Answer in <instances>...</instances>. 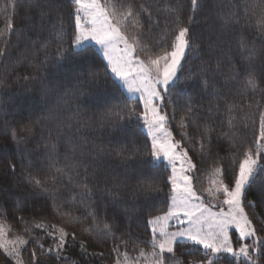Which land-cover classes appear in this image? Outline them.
Returning <instances> with one entry per match:
<instances>
[{
  "label": "trees",
  "instance_id": "obj_1",
  "mask_svg": "<svg viewBox=\"0 0 264 264\" xmlns=\"http://www.w3.org/2000/svg\"><path fill=\"white\" fill-rule=\"evenodd\" d=\"M14 2L15 8L11 6ZM181 2L186 19L191 14L190 0H136V6L143 4L148 12L140 14L136 29L131 27L135 21L129 23V32L147 33L146 43L161 40L171 27L175 15L172 9ZM234 2L236 0H200L203 12L194 36L199 51L189 54L182 81L194 83L188 73L210 63L215 70L209 76L214 87L205 91L197 87L191 94L192 113L186 107H179L172 122L176 139H181L180 133L188 137L182 144L201 170L199 176L203 185L216 167L227 168L231 174L233 159L242 158L240 154L252 139L251 131L245 130L242 122H237L236 127L228 125L226 106L234 105L233 112L239 117L240 109L255 115V102L264 104V92L241 95L248 56L241 44L264 50V34L256 30V17L251 16L252 10L259 14L261 0H238V6L233 9ZM40 3L51 6L50 0H40ZM63 4H70V0H62ZM245 4L251 6L248 11L242 7ZM237 18L239 23L234 22ZM249 18L251 27L245 23ZM9 21L13 24L11 32L0 36V49L6 53L5 57H0V222L9 226L14 236L29 241L20 253L23 264H31L33 250L37 252L36 264H116L117 260H125V252L129 260L142 259L140 249L144 250V256L150 255L151 230L145 224L153 214H163L162 204L159 200L148 203L150 198L137 189V180L125 176L132 165L147 159L150 139L135 123L130 125L127 134L119 133L116 115L127 111L123 108L125 103L136 107L137 111L142 108L123 89L120 90L122 96L116 91L111 75L101 76L94 83L90 76L83 75L84 70L71 57L57 62V49L61 47L56 35L59 21L55 13L43 15L37 0H0V32L6 31ZM66 29L71 31L67 25ZM63 39L67 46V36ZM254 67L257 72L264 71V51L259 52ZM233 68L238 71L235 80L229 81ZM217 92L219 98L215 95ZM112 94L119 99L104 103V98ZM249 104L253 107L249 108ZM181 119L187 128L180 127ZM28 128L32 131L28 132ZM12 129L25 139L15 143ZM209 135L210 144L205 139ZM233 137L243 141V146L237 148ZM137 150L141 153L139 159L131 158ZM9 158L17 164L15 173L7 167ZM84 168H88L87 181ZM70 169L78 170L80 175ZM161 176L162 170L145 166L138 179L151 183ZM26 177L40 180L48 192L32 195L35 189L26 182ZM84 183L90 188L96 186L93 201L80 196L83 188L76 185ZM261 185L264 179H258L248 196L257 201V206L245 209L257 226L264 223ZM199 186L200 183L196 184L197 188ZM126 214L134 221L130 235L121 236L116 229H113L115 236L101 233L103 225L113 221L117 225L123 221L127 229ZM51 225L70 234L69 244L62 254L66 259L57 260L55 253L42 252L32 240L51 231ZM73 233L75 240L71 239ZM258 235L264 236V232ZM117 237L128 241L127 247L121 245L119 255L112 252L113 247L120 244ZM42 242L45 249L55 246L48 238ZM81 243L86 251L80 248ZM175 256L181 261L200 259L198 254L185 257L180 248L176 249ZM0 260L4 264H15L1 253Z\"/></svg>",
  "mask_w": 264,
  "mask_h": 264
},
{
  "label": "snow or ice",
  "instance_id": "obj_2",
  "mask_svg": "<svg viewBox=\"0 0 264 264\" xmlns=\"http://www.w3.org/2000/svg\"><path fill=\"white\" fill-rule=\"evenodd\" d=\"M50 4L51 6L45 7L37 0V6L41 8L43 15L55 13L59 21L56 35L61 47L57 49V62L71 57L84 70L83 75L90 76L94 83L101 76L111 75L114 77L116 91L122 96L123 92L120 90L123 89L130 97L134 96L135 103L142 108L137 111L136 107L125 103L123 108L127 111L116 115L119 117V133L127 134L130 125L135 123L143 128L146 136L150 138V147L146 150L147 159L142 160L139 165H132L131 171L126 172L125 176L137 180V189L143 192L146 198H150L148 203L159 200L162 204L163 214H153L145 224V227L151 230V240L148 244L152 249L150 255L153 257V264H264V236L258 235V232H264V223L257 226L254 224V218H249L245 211L246 207L257 206V201L248 199V196L258 179H264V104L255 102V115H249L240 109L242 115L239 117L233 112L234 105L226 106L225 110L229 113L228 125L236 127L237 122H242L243 128L251 131L252 139L240 154L242 158L233 159L231 174L227 168L216 167L214 174L219 178L211 179L209 183L214 187L210 186L203 191L196 187V184L200 183L201 170L193 162L189 150L182 144V140L188 138L186 133H180L179 140L173 135L172 122L175 121L177 108L186 107L188 112L192 113V92L197 87L202 91L214 87V81L209 76L215 70L210 63L207 67L188 73L194 83L182 81L189 54L193 50L199 51L194 36L197 35L196 25L200 13L203 12L200 0H190L191 14H188L186 19L184 4L177 3L172 9L175 15L171 20V27L166 30V36L154 44L145 42L147 33H130L128 30L131 21L136 22L131 25L136 29L140 14L148 12L143 4L137 7L136 0H70V4L63 6L62 0H50ZM11 6L15 8L16 3ZM237 6L238 0L231 8ZM242 7L248 11L251 6L245 4ZM259 7V14L252 10L251 16L256 17V30L264 34V0H261ZM234 22L239 23V18ZM245 23L251 27L250 18L246 19ZM66 25L70 27V32ZM12 28L13 24L9 21L6 31L0 32V36L11 32ZM65 36L67 46H64ZM120 45L123 47L119 48V55H116ZM241 49L248 51L245 58L246 78L241 95L264 92L261 87L264 85V71L257 72L254 67L259 52L264 50H257L254 46L249 48L244 43L241 44ZM5 56V51L0 49V57ZM237 71L233 68L229 81L235 80ZM215 95L219 98L218 92ZM109 99L119 97L112 94L105 97L103 102L108 103ZM127 99L128 97H125V100ZM248 107L253 105L249 104ZM216 112H220L219 105L216 106ZM187 126L184 119H181L180 127ZM27 131L31 132L32 129L28 128ZM11 135L17 144L25 139L18 137L15 129L11 130ZM205 139L209 144L212 141L210 135ZM233 140L236 141L237 148L243 146V141L236 140V137H233ZM116 142L119 143L118 140ZM203 146L202 143L201 147ZM116 155L119 156L120 153L117 152ZM140 155L137 150L131 158L139 159ZM145 166L156 171L162 170L161 179H153L151 183L141 182L138 177L142 175ZM7 167L15 173L17 164L9 158ZM60 171L57 169V172ZM70 171L80 175L78 170ZM84 173V180L87 181L88 168H84ZM25 179L35 190H39H34L32 195L48 192L40 180L30 177ZM76 186L83 188L80 192L82 198L94 200L95 185L92 188L87 183ZM260 202H264V185L260 187ZM225 206L227 211L224 210ZM213 207L219 210L213 211ZM126 218L129 221L127 229L123 221L119 225L113 221L112 224L105 223L101 233L105 236H115L113 229H116L121 232V236L125 233L130 235L129 230L134 221L131 215L126 214ZM50 227L51 231L44 232L43 236H34L32 240L42 252L46 251L49 255L55 253L57 260L66 259L62 254L69 244L70 234L55 225ZM170 227L174 230L170 231ZM45 238L50 239L55 246L45 249L42 242ZM71 239H76L74 233L71 234ZM117 239H120V244L113 247L112 252L119 255L121 245L127 247L128 241L120 237ZM20 244L27 247L29 241L21 240ZM0 247L3 245L0 244ZM80 248L86 251L83 243ZM177 248H180L185 257L198 254L200 259H176ZM13 252L16 257L20 256L16 249H13ZM123 255L127 261V253ZM140 255H145L143 249H140ZM36 261L37 252L33 250L31 264H36ZM16 264L23 262L17 259ZM117 264H120L119 260Z\"/></svg>",
  "mask_w": 264,
  "mask_h": 264
},
{
  "label": "rangeland",
  "instance_id": "obj_3",
  "mask_svg": "<svg viewBox=\"0 0 264 264\" xmlns=\"http://www.w3.org/2000/svg\"><path fill=\"white\" fill-rule=\"evenodd\" d=\"M96 47H98V46H96ZM120 47H123V46L120 45L118 47L117 52L115 53L116 55H119V48ZM127 95H128V93H127ZM131 98L135 99L134 96H131ZM218 178L219 177L215 176L214 173L210 174L204 180V185H203V182H200V186L198 187V189L203 191V190L209 188L210 186L214 187V185H210L209 181L211 179H218ZM221 199H223V197H221ZM212 210L218 211L219 209L216 207H213ZM224 210L227 211L226 206H225ZM169 230L170 231L174 230V228L170 227ZM10 231L11 230H10L9 226L3 224V222H0V244L3 245V247H0V253H1V255L5 256L6 258L11 259L16 264L17 259L21 260V257L20 256L16 257L15 253L13 252V249H16L17 251H19L21 253L23 245L20 244V241L23 239L18 238L17 236H14L13 234H11ZM137 262H138V264H153V257L151 255H146V256H142V259H140V260H129V259H127V261H125V260L120 261V264H137ZM0 264H4V263L0 260Z\"/></svg>",
  "mask_w": 264,
  "mask_h": 264
}]
</instances>
